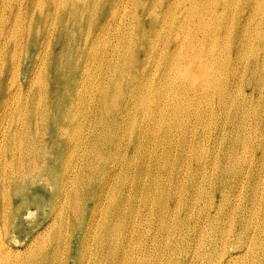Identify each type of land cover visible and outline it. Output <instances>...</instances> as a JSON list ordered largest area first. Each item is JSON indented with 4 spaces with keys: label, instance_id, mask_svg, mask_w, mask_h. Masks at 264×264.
Returning a JSON list of instances; mask_svg holds the SVG:
<instances>
[{
    "label": "bare ground",
    "instance_id": "bare-ground-1",
    "mask_svg": "<svg viewBox=\"0 0 264 264\" xmlns=\"http://www.w3.org/2000/svg\"><path fill=\"white\" fill-rule=\"evenodd\" d=\"M38 3L0 0V264H264V0Z\"/></svg>",
    "mask_w": 264,
    "mask_h": 264
},
{
    "label": "rangeland",
    "instance_id": "rangeland-1",
    "mask_svg": "<svg viewBox=\"0 0 264 264\" xmlns=\"http://www.w3.org/2000/svg\"><path fill=\"white\" fill-rule=\"evenodd\" d=\"M24 1H26V0H24ZM39 1V3H38V5H36V7H34V8H36V9H33L31 12H28V13H22V20L23 21H25L26 19H31V17H32V15L35 17V18H37V19H39V18H43V15H44V13H45V9L44 8H41V6H40V3H41V1L42 0H38ZM42 24H43V21H42ZM46 32H47V29H46ZM39 33V27H38V25H36V24H34L33 25V30L29 33V41L30 40H32L33 39V37L34 36H36L37 34ZM43 33H45V31H43ZM20 38L22 39V40H27V37H26V34H20ZM31 50H32V48L31 49H29V54H30V52H31ZM39 50V49H38ZM38 50H36V51H38ZM52 50V49H51ZM50 50V51H51ZM35 51V52H36ZM72 58H75V57H72ZM66 60V64H67V66L68 67H70V66H72V60L70 59V58H66L65 59ZM23 61L25 62V63H27L28 65H30L31 64V58L29 57V58H27V60L26 59H23ZM46 73H47V77H48V80H47V87H46V89H47V91H48V93L49 94H52L53 93V87L51 86V78L53 77L52 75H54V73H52L51 72V68L48 66V68H47V71H46ZM123 77L124 78H127L128 77V74H125V73H123ZM32 78H36L37 80H38V82L40 81L37 77H35V76H32ZM41 80H42V78H41ZM230 93L231 94H233V95H235V93L233 92V91H230ZM48 101L50 102V98L48 99ZM195 107H196V104H194L193 106H192V110H194L195 109ZM197 260V257H196V259H195V261ZM243 259H241V261H242Z\"/></svg>",
    "mask_w": 264,
    "mask_h": 264
}]
</instances>
